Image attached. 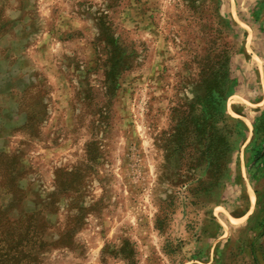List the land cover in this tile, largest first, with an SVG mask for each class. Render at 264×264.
<instances>
[{
	"label": "rangeland",
	"instance_id": "1",
	"mask_svg": "<svg viewBox=\"0 0 264 264\" xmlns=\"http://www.w3.org/2000/svg\"><path fill=\"white\" fill-rule=\"evenodd\" d=\"M129 261L264 264V0H0V264Z\"/></svg>",
	"mask_w": 264,
	"mask_h": 264
},
{
	"label": "trees",
	"instance_id": "2",
	"mask_svg": "<svg viewBox=\"0 0 264 264\" xmlns=\"http://www.w3.org/2000/svg\"><path fill=\"white\" fill-rule=\"evenodd\" d=\"M92 20L96 28L97 42L99 43L96 54L103 70V82L108 92L113 87L118 72L130 67L127 63L129 56L124 54L118 42L111 35V28L106 21L105 14L94 15ZM127 264H131L130 261Z\"/></svg>",
	"mask_w": 264,
	"mask_h": 264
}]
</instances>
